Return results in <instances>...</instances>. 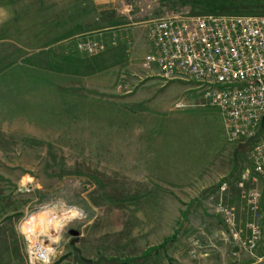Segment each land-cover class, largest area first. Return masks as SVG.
Returning a JSON list of instances; mask_svg holds the SVG:
<instances>
[{
	"label": "rangeland",
	"instance_id": "rangeland-1",
	"mask_svg": "<svg viewBox=\"0 0 264 264\" xmlns=\"http://www.w3.org/2000/svg\"><path fill=\"white\" fill-rule=\"evenodd\" d=\"M178 13L264 16V0H0V259L30 232L50 264H82L74 248L92 264H264V226L254 256L241 249L239 186L261 187L242 180L250 142L227 141L200 84L144 66L151 22ZM86 39L106 51H78Z\"/></svg>",
	"mask_w": 264,
	"mask_h": 264
},
{
	"label": "built area",
	"instance_id": "built-area-1",
	"mask_svg": "<svg viewBox=\"0 0 264 264\" xmlns=\"http://www.w3.org/2000/svg\"><path fill=\"white\" fill-rule=\"evenodd\" d=\"M118 40L112 34L109 46L115 47ZM147 40V70L155 67L163 78L186 77L200 84L202 104L220 114L227 141L250 142V169L242 180L252 174L253 182L259 181L261 187L245 190L241 184L239 188L250 213L248 236L241 241V249L253 257L264 226V16L170 14L151 22ZM76 49L95 56L107 47L100 39H86L76 43ZM227 189V182L222 181L219 195L223 196ZM215 211L236 240L234 208L221 199L215 204ZM22 234L27 243L28 264H50L52 254L47 242L40 240L39 234Z\"/></svg>",
	"mask_w": 264,
	"mask_h": 264
},
{
	"label": "crops",
	"instance_id": "crops-1",
	"mask_svg": "<svg viewBox=\"0 0 264 264\" xmlns=\"http://www.w3.org/2000/svg\"><path fill=\"white\" fill-rule=\"evenodd\" d=\"M68 35L72 36V34H70V33H68ZM226 181L228 182L229 180H226ZM260 185H261V183H260ZM238 186H239V184H238ZM228 187H230V186L228 185ZM17 252H18V254H14V255L11 254L7 259H0V264H28L27 256H26V250L22 253L21 250L18 249ZM19 252L21 254H19Z\"/></svg>",
	"mask_w": 264,
	"mask_h": 264
},
{
	"label": "water",
	"instance_id": "water-1",
	"mask_svg": "<svg viewBox=\"0 0 264 264\" xmlns=\"http://www.w3.org/2000/svg\"><path fill=\"white\" fill-rule=\"evenodd\" d=\"M264 122V116L262 118V123ZM69 236L72 238V240L70 241V246H74L76 243H78L79 237H80V233L78 231L75 230H70L68 231ZM74 254L75 257L82 263V264H92V262L90 260L85 259L82 255L80 250H78L77 248L74 249Z\"/></svg>",
	"mask_w": 264,
	"mask_h": 264
},
{
	"label": "trees",
	"instance_id": "trees-1",
	"mask_svg": "<svg viewBox=\"0 0 264 264\" xmlns=\"http://www.w3.org/2000/svg\"><path fill=\"white\" fill-rule=\"evenodd\" d=\"M217 15V14H216ZM121 263V262H120ZM121 264H131V262H122Z\"/></svg>",
	"mask_w": 264,
	"mask_h": 264
},
{
	"label": "flooded vegetation",
	"instance_id": "flooded-vegetation-1",
	"mask_svg": "<svg viewBox=\"0 0 264 264\" xmlns=\"http://www.w3.org/2000/svg\"><path fill=\"white\" fill-rule=\"evenodd\" d=\"M71 239H72V238H71ZM76 244H77V243H76ZM76 244H75V245H76ZM75 245H74V246H75ZM74 246H72V248H74ZM74 249H75V248H74Z\"/></svg>",
	"mask_w": 264,
	"mask_h": 264
}]
</instances>
